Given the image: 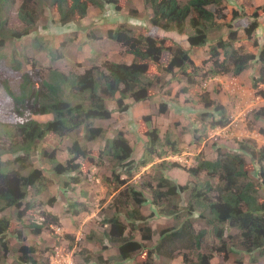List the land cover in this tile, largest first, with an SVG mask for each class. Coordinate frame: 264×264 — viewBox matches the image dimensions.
Returning <instances> with one entry per match:
<instances>
[{
    "label": "trees",
    "instance_id": "16d2710c",
    "mask_svg": "<svg viewBox=\"0 0 264 264\" xmlns=\"http://www.w3.org/2000/svg\"><path fill=\"white\" fill-rule=\"evenodd\" d=\"M143 1L145 8L151 11L148 19L151 28L186 36L189 49L205 47L213 40L210 36L214 31L220 32L227 27L226 40L215 37L216 43L209 48L207 63L211 66L204 77L227 74L242 76L250 64L256 62L258 74L251 81V87L257 90L259 85L264 84V45L259 46L254 37L259 28L260 14L257 10L248 17L243 28L246 40L252 41L253 47L259 49L257 53H251L242 45L237 46L238 30L232 29L229 24L218 22L226 19L223 0ZM130 2L131 0H21L16 16L22 25L19 28H8V15L16 2L0 0V52L10 46L12 69L11 74L0 72V104L5 108V112L0 110V214L14 208L18 220L28 212L33 213L35 208L40 210L43 206H52L54 198L45 204L36 206L34 203V199L50 185L56 184V181L45 176L43 169L33 166V150L38 142L47 140L50 136L57 144H61L80 135L81 141L74 139L63 150L66 157L62 162L58 160L56 148L51 151L42 150L40 155L48 161V176L69 177L63 183V189L69 187V190H73L70 185L82 183L84 171L86 174L97 167L102 158H109L113 163L112 177L116 185L111 191L115 194L108 204L109 213L103 215L102 220L109 228L103 239L95 242L99 251L115 248L116 257L120 261L156 264L153 260L156 254L168 259L174 258L173 253L164 250L166 245L185 242L183 247L195 250L197 254L194 260L183 254V264H211L215 254L229 259L237 253L247 254L252 263H257L264 258L263 147L257 148L246 140L238 142V149L233 153L217 149L214 160L196 156L195 165L186 169L187 176L192 181L181 185L164 174L167 167L182 168L180 164L166 160L171 152L179 154L177 142L171 141L167 133L162 139L159 131L151 126L149 116L142 118L140 134L146 141L137 160L134 158V148L123 131L118 130L110 135L104 127L95 124L96 121L112 119L115 113L129 114L132 104L150 100L155 95L152 89L154 83L160 81L158 76L155 79L148 78L153 69L173 78L175 71H180L186 84L196 87L194 78L197 74L190 75L187 71L190 67L192 71L197 70L191 60L190 50L184 49L179 43L168 45L165 38L151 35L149 30L138 32L130 19L137 12L129 8L125 24L107 31L106 38L116 42L133 56L130 64L105 60L100 66L92 65L82 73H64L48 66L46 76L41 77L34 68L35 61H29L25 51L21 52L18 43L36 31L39 20L46 22V18L42 17L45 6L55 8L58 15L60 27L52 26V31L49 28L54 39L58 37L56 33L59 30L64 32L67 28L70 29L73 22L84 18L89 7L98 8L107 14L110 12L106 11L107 7L120 12ZM257 9H262L264 13V6ZM238 13L232 12V20L245 17V14ZM55 29L59 30L56 32ZM31 46L35 51L46 52L49 62L53 63L63 59L62 50L66 48L67 41H63L58 49L50 46L47 48L40 39H35ZM165 53L168 55L166 62L163 61ZM2 55L0 53V61L4 57ZM18 57L22 63L18 61ZM25 62L32 64V70L22 71V64ZM257 93L264 96L262 91ZM201 99L203 110L199 114L200 118L212 116L207 111L211 107L218 119L212 120L210 127H225L228 124L225 109L207 96H202ZM109 102L114 103L111 109L108 108ZM166 111L167 104L160 103L159 113L164 114ZM254 119L264 120V107L255 112ZM97 143H103V147L92 149ZM4 156L10 158L3 160ZM156 160L159 162H155ZM150 164H153L151 167L155 168V174L145 184L144 192L131 177L138 174L137 170ZM122 174L126 178L120 180ZM183 195H187V199L181 204ZM145 203L157 210L159 215L171 220H178L181 214L183 218L177 227L157 231L146 224L152 216L145 217L140 211ZM80 205L84 204L79 202L69 206L74 207L73 215L78 213L76 207ZM81 211L85 213L86 209L82 208ZM37 218L40 222H33L29 226L33 235H40L49 224L58 225L57 218L44 209L39 211ZM195 218L208 227V231L218 242V246L211 247L208 253L199 252L204 232H194L192 221ZM9 229L10 220L0 216V264H6L10 254L7 239ZM136 232L140 240L135 239ZM13 235L19 242L16 249L17 264H39L34 258L35 248L25 244L26 237L23 238L19 231ZM155 237L157 242L150 249L146 244L154 241ZM65 238L72 239L68 234ZM92 239L93 232H89L87 240ZM92 254L86 249L79 252L84 257L85 264L91 261L93 257L89 259V256ZM95 258L100 264L107 263L101 253ZM235 263L242 264V261L236 260Z\"/></svg>",
    "mask_w": 264,
    "mask_h": 264
},
{
    "label": "rangeland",
    "instance_id": "374dc122",
    "mask_svg": "<svg viewBox=\"0 0 264 264\" xmlns=\"http://www.w3.org/2000/svg\"><path fill=\"white\" fill-rule=\"evenodd\" d=\"M15 2L16 4L14 8L8 15V28H19L22 25L16 16V11L21 0H15ZM263 6L264 0H223L226 19L218 22L222 24H229L232 29L238 30L239 42L237 43V46L242 45L246 51L251 53H257L259 49L253 47L252 41L246 40L243 28L248 21V17L255 10H257L260 14L258 18L259 28L255 32L254 37L257 39L259 46L264 44V13L262 12V9H257L262 8ZM125 7L126 9H129L131 8V5L125 4ZM233 11L239 12V15L245 14V17L232 20ZM43 12L44 14L42 17L46 18V22L44 20H39L37 22L36 31L18 43L22 49L21 52L25 51L29 61H35L36 65L34 68L41 77L46 76L48 66L58 69L64 73H82L85 69L95 65V63H102L101 61L89 59V53L87 52L86 47L82 44L83 39H81L80 42L82 44L80 46H83V49H81L79 53H76V55L71 54L74 50L68 45H75L74 42L77 35L75 36L74 34H68L66 31L63 32L59 29V31L55 29L56 32L58 31V33H56L58 37L53 39L54 35L49 33V28H51L52 31V26L60 27L58 23V15L53 7L45 6L43 7ZM120 20H123V18L121 17ZM132 24L135 27L138 26V24L134 22H132ZM153 32L155 33L154 30ZM227 32V27H224L220 32L214 31L210 36L213 40H211L201 50L192 52L191 60L197 70L192 71L190 67L187 71L190 75L197 74L194 78L197 82L196 87H190V85H187L185 77L180 71H175L176 75L174 78L171 77L170 79H167L166 76H168V74L153 69L148 78L155 79V77L158 76L160 77V81L156 82L154 80L156 83H154L152 89L155 91V95L152 96L150 100L133 106L132 108L135 109L132 113H130L131 111H129V114L127 115H119L115 113L112 119L96 121L95 124L104 127L110 134H115L116 129L124 130L129 125L132 130L137 127L140 132L143 126L142 118L144 116H149L151 126L159 131V136L162 139L167 133L171 141L177 142V146L180 151L179 154L171 152L167 155L166 160H170L169 162H176L180 164L182 168L176 169L167 167L164 174L167 175V172H169V174L170 172H173L172 181L181 185L192 181V179L187 176L186 169L195 165L196 156L201 155V158L203 159L214 160L217 155V149H220L221 152L233 153L238 149L237 143L246 140L253 143L257 148H264V120L254 119L255 112L264 107V101L259 99L261 97L264 99V96L257 93L259 91L264 93V84L259 85L257 90L252 89L251 87V81L258 74L257 63L255 62L250 64L242 76L234 77L227 74L213 78L210 76L204 77V73L208 71L211 66L210 63H207V60L209 58L208 52L210 46L216 43L214 38L219 36L226 40ZM35 39H40V42H42L43 45L47 46V48L50 46V48L53 49H58L60 42L62 43V41H67L66 48L62 50L64 53L63 59L50 63L46 52L35 51L32 48L31 45ZM105 43H107V45ZM167 44L169 45L170 43ZM55 46H58V48H55ZM101 49L103 52L106 51L107 54L116 52V49L112 46V44L107 41L103 43ZM0 53L4 56L0 61V72L11 74L10 46H7ZM20 57H18V61L22 63ZM167 60L168 55L165 53L163 61L166 62ZM32 68L33 66L30 62H25L22 64L21 69L22 71H30ZM202 96H207L209 99L215 101L225 109V116L228 121V124L225 127H210V122L218 119V116L215 113H212L211 107L207 111L210 112L212 116L209 118H200L199 114L203 110ZM167 100H179L180 104H183L181 106L182 108H180L181 110L177 111L175 108L176 104H171L175 109L174 111H171L172 113L169 112L168 108L164 114L159 113L160 103H166ZM0 103H2L1 99ZM112 106H114V103L109 102L108 108L111 109ZM0 110H4L5 112V108L1 104ZM193 111L194 114L192 113ZM74 139L81 141L79 135L65 140L61 144H57V141L50 136L49 139L38 142L36 149L33 150L31 157L33 166L43 169L45 176L51 177L54 181H56V184L50 185L40 196L36 197L34 199V203L37 206L41 203L45 204L48 200L53 198L54 201L52 206H41L42 208H40V210L35 208L34 211H32L33 213L28 212L25 216L23 215L18 220L16 217L17 211L14 208L7 209L0 214V216H5L10 220V235L7 237L10 254L6 260V264H17L16 259L18 255L16 253V249L19 246V242L13 235L16 231L21 232V236L23 238L26 237L25 244L35 248L36 253L34 258L39 264L50 263L51 257H54V261L64 258L65 260L62 261L64 264H85L84 257L80 256L79 252L86 248L85 244L89 242V240H87L89 232H93L95 234L102 233L103 231L104 233L107 232L108 227H104L106 223L102 220L103 215H107V213H109V208L106 203L111 195L112 188L116 185V182L112 177V168L114 165L109 161L110 159L104 157L105 159L102 158V160L98 161L97 167L91 169L86 174L84 171V181L78 185H70L73 190H69V187L67 189H63V183L69 177L66 175L60 177L54 175L48 176V161L40 155L42 150L51 151L56 148V151L58 150V160L62 162L66 157L63 150H65L67 146L71 145ZM142 143L143 142L140 141L137 145H135L136 150L134 158L138 157L140 154ZM143 146L145 147V144ZM102 147L103 143H97L94 144L92 149L97 150ZM168 150L170 151V148H168ZM7 158H10V156H4L3 160H7ZM246 160L249 162L248 157H246ZM155 162L159 161L156 160ZM154 171V167L146 170H137L138 174L134 175L136 176V183H134L137 184L142 191L146 192L145 184L150 181L151 176H154ZM120 172L122 173V171ZM134 176L131 177L132 180ZM121 178H126V176L122 174L120 176V180ZM186 199L187 195H183V202H181V204H184ZM79 202L84 205H80V207L77 206L76 209L78 210V213L73 215L74 207L69 208V206L72 204H79ZM82 208L86 209L85 213L81 211ZM41 209H44L51 215L55 216L57 218L58 225L49 224L48 227H44L40 235L36 236L31 233V228L29 226L33 222H40V219L37 217ZM140 209L143 216H152L148 219L146 224L157 231L175 228L179 225L183 218V214H181L178 220H171L161 216L158 214L157 210L152 208L148 203L143 204ZM31 214L34 215L32 216ZM192 223L195 233H198L199 231L204 232L199 252L208 253L211 247L218 246V242L212 236L210 231H208V227L203 222L195 218ZM66 234H68L72 239L65 238ZM135 236H137L138 240H140L137 232L135 233ZM156 242L157 239L155 237V240L147 243L146 246L152 249ZM184 245L185 242H178L174 245H166L164 250H168L173 253L174 258L168 259L166 256L156 254L153 257L154 262L156 264H183V254H186L189 259L194 260L197 251L188 250L183 247ZM89 248L91 253H93L89 256V259L93 258L87 264H100L95 258L97 254H103L102 257L104 260V258H109V256L115 252L117 253L115 248L105 251H97L95 244H91ZM1 254L2 253L0 251V255ZM236 260H241L242 264H255L250 261L247 254L243 253L233 254L229 257V259H224L222 255L215 254L211 260V264H236ZM257 263L264 264V258ZM107 264H133V260L120 261L115 255H112Z\"/></svg>",
    "mask_w": 264,
    "mask_h": 264
},
{
    "label": "crops",
    "instance_id": "0c3cea01",
    "mask_svg": "<svg viewBox=\"0 0 264 264\" xmlns=\"http://www.w3.org/2000/svg\"><path fill=\"white\" fill-rule=\"evenodd\" d=\"M130 5H131V9H134L137 12L135 17L130 16V19H131V22L138 24V26H136V29L138 32H147L149 30V31H151V35H155V36H159L161 38H165L167 40L166 41L167 43H170V44L171 43H179L184 49L190 50V54H192L193 51L197 52V51L202 49V48L189 49L188 44L186 42V40H187L186 36H179L174 32H163V31L155 29V28L152 29L149 22H148L151 11L145 8L143 0H131ZM107 10L110 12H107V14H105L104 11H101L98 8L89 7L87 10V15L84 18L76 20L75 22H73V25L70 26V29L67 28L66 30H64L68 34H74L75 36L77 35V38L74 42L75 45L74 44L68 45L69 47H71L74 50V52L71 54L76 55V53H79L81 51V49H83V46H85L87 49V52L89 53L88 56H90L89 59H94V60L101 61V62L107 60V61L116 62V63L130 64L133 61V56L131 54L126 53L125 50L119 44H117L116 42L106 38L107 31L114 29L119 24H125V21L127 19L126 15L129 14L128 13L129 10H128V8L126 9V7H124L120 12H116L114 10H111L110 7H107L106 11ZM112 12H113V14H112ZM121 17L123 18V20H120ZM153 30L155 31V33L153 32ZM88 36H90V38ZM81 39H83L82 40L83 46H80V45H82L80 43ZM259 40H261V39H259ZM106 41L111 43L112 46L116 49L115 53L107 54L106 51L105 52L102 51L101 46ZM105 44L107 45V43H105ZM60 45H61V42L59 43L58 46L60 47ZM58 46H55V48H58ZM95 58H97V59H95ZM95 65L100 66V64H97V63H95ZM166 78L170 79L171 76L168 75V76H166ZM184 102H185V100H184ZM140 103H142V102H140ZM140 103L132 104L131 109H130V111H131L130 113H132V111L134 112L135 108H132V107L135 105H138ZM166 103H167V108H168L169 112L175 110L174 106H172L171 104H176L175 108L177 109V111L181 110L180 108H182L181 106L183 105V104H180L179 100H177V101L167 100ZM188 112H191V111H188ZM192 113L194 114V111ZM195 113H196V111H195ZM113 116H114V114H113ZM113 116H112V118H113ZM133 119H135V118H133ZM118 130H121L125 133L126 138L129 140L131 146L134 148V154H135V150H136L135 145H137L140 141L143 142L142 148L140 149V151H141L140 154H141L143 149H144L143 145L145 144L146 138L142 134H140V132L138 131V128L136 129V127H135V129L132 130L130 128V125H129L124 130L116 129V131H118ZM111 134L113 135V133H111ZM140 154L138 155V157L135 158V160H137V158H139ZM167 161H170V160H167ZM153 164H150L143 169H145V170L149 169L148 167H151ZM172 173L173 172H170V174H169V172H167V177L171 180H172ZM135 179H136V176L133 177L134 182H136ZM114 194L115 193H113V192H111V195L109 194L110 196H109V199H108L106 205H108L111 202ZM104 227L109 228L108 224L104 225ZM103 236H104V231L102 233H97V234L93 233V239L85 244V247H86L85 249L90 250V248H89L90 245L95 244V242H97L98 240L100 241L101 239H103ZM135 239L138 240L137 236H135ZM110 249L111 248H109V250ZM97 251H99L98 247H97ZM112 255L117 256V253L115 252ZM112 255L109 256V258H107V259L104 258V260H107L106 262L108 263L110 261ZM64 260L65 259L62 258L61 260L54 261V257H51V262L52 263L54 262L55 264H58V263L64 264L62 262ZM260 260L261 259H259V261ZM255 264H258V263H255Z\"/></svg>",
    "mask_w": 264,
    "mask_h": 264
},
{
    "label": "built area",
    "instance_id": "2783aa9c",
    "mask_svg": "<svg viewBox=\"0 0 264 264\" xmlns=\"http://www.w3.org/2000/svg\"><path fill=\"white\" fill-rule=\"evenodd\" d=\"M259 99H261L262 101H264V99L261 97V98H259Z\"/></svg>",
    "mask_w": 264,
    "mask_h": 264
},
{
    "label": "clouds",
    "instance_id": "9594fccd",
    "mask_svg": "<svg viewBox=\"0 0 264 264\" xmlns=\"http://www.w3.org/2000/svg\"><path fill=\"white\" fill-rule=\"evenodd\" d=\"M136 183V182H135Z\"/></svg>",
    "mask_w": 264,
    "mask_h": 264
}]
</instances>
